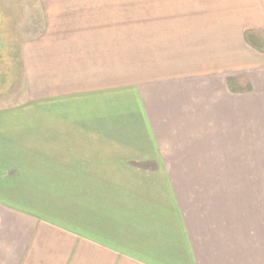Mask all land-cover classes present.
<instances>
[{
  "label": "crops",
  "instance_id": "1",
  "mask_svg": "<svg viewBox=\"0 0 264 264\" xmlns=\"http://www.w3.org/2000/svg\"><path fill=\"white\" fill-rule=\"evenodd\" d=\"M35 1L0 264H264V0Z\"/></svg>",
  "mask_w": 264,
  "mask_h": 264
},
{
  "label": "rangeland",
  "instance_id": "2",
  "mask_svg": "<svg viewBox=\"0 0 264 264\" xmlns=\"http://www.w3.org/2000/svg\"><path fill=\"white\" fill-rule=\"evenodd\" d=\"M44 20L35 0H0V110L18 104L31 106L27 88L34 81L46 83L44 68L31 73L34 64L46 65L47 43L38 41L36 48L37 39L47 36ZM249 35L264 53V34Z\"/></svg>",
  "mask_w": 264,
  "mask_h": 264
},
{
  "label": "trees",
  "instance_id": "3",
  "mask_svg": "<svg viewBox=\"0 0 264 264\" xmlns=\"http://www.w3.org/2000/svg\"><path fill=\"white\" fill-rule=\"evenodd\" d=\"M252 39H253L252 36L248 34V35H247V40H248V42H249L254 48L258 49V47H260V46H258V44H256ZM257 41H258V40H257Z\"/></svg>",
  "mask_w": 264,
  "mask_h": 264
}]
</instances>
